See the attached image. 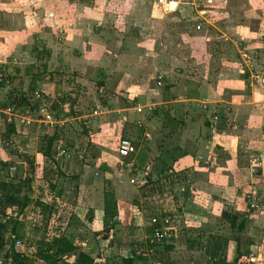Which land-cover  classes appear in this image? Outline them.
Instances as JSON below:
<instances>
[{"label": "rangeland", "instance_id": "obj_1", "mask_svg": "<svg viewBox=\"0 0 264 264\" xmlns=\"http://www.w3.org/2000/svg\"><path fill=\"white\" fill-rule=\"evenodd\" d=\"M0 55L10 59L4 69L0 62L4 77L17 69L22 88L29 83L35 90L43 88L50 113L61 119L67 116L54 130L31 125L24 141L13 142L31 162L26 174L19 173V181L23 176L29 180V190L22 187V193L43 204L38 206L41 214L37 205L34 210L26 207L27 217L20 222L8 216L16 239L23 243L17 249L25 251L29 264L37 260L35 248L27 250V243L62 232L72 209L86 207L88 186L101 195L114 192L101 169L98 181L90 180V167L115 164L109 154L116 151L119 138L131 137L137 149L143 145L142 126L150 113L131 107L153 102L99 103L112 97L117 85L144 87L157 100L163 93L180 91L188 80L189 96L197 99L189 103H203L200 90L213 89L220 103H254L264 126V0H0ZM158 73L161 86L155 84ZM17 81L13 89L21 93ZM1 83L0 96L13 87L6 80ZM165 85L169 87L163 89ZM55 99L62 101L53 106ZM35 113V108L28 111L32 119ZM151 125L150 131L156 132ZM52 132L50 152L42 154ZM35 154L42 161L41 178L36 177ZM3 236L7 246L11 240ZM68 237L78 243L76 237ZM3 255L2 249L0 264Z\"/></svg>", "mask_w": 264, "mask_h": 264}, {"label": "crops", "instance_id": "obj_2", "mask_svg": "<svg viewBox=\"0 0 264 264\" xmlns=\"http://www.w3.org/2000/svg\"><path fill=\"white\" fill-rule=\"evenodd\" d=\"M7 60L10 59L0 55L2 69L10 62ZM13 72L5 73V80L13 86L12 90L18 80L16 88L19 86L24 90L17 69ZM187 83L188 80H184L185 85L180 91L172 95L163 93L157 100L151 98L144 87L142 90L138 86L119 84L112 97L99 102L132 104L148 100L153 102L154 110L143 123L141 147L137 149L134 139L124 136L134 145L133 154L120 158L113 151L109 156L114 158L115 164L90 167V180L98 181L101 169L106 174L104 182H110L114 188L117 223L109 230L107 238H102L103 233L99 232L103 216L102 195L92 186H88L91 192L86 207L76 212L72 209L64 230L58 232V235L76 237L74 239H78L83 252L93 259L92 264H230L237 255L236 264H264L263 115L254 103H220V96L208 88L200 90L204 95L199 98L206 104L203 112L194 103H189L197 99L189 96ZM17 111L11 112L12 131L6 136V113L0 108V159L12 162L0 174L17 180L3 179L8 184L18 183L19 173L24 175L27 167H31L25 150H19L13 142L24 141L29 135V127L38 126L31 121L19 124ZM213 115L217 117L213 119ZM153 123L156 132L150 131ZM3 138L11 148L2 147ZM37 154L36 177L41 178L42 161H37V157L40 155L42 160V156ZM116 169L119 173L115 175ZM131 170L136 172L135 178L128 174ZM4 176L0 175V178ZM145 178H149L146 183ZM246 194H251L257 201L255 209H248ZM28 197L27 205L18 211L12 205L13 197L3 195L0 190V205L5 206L3 217L8 221V216H13L20 222L27 217H23L26 207L34 210V205L41 214L38 206L42 208L43 204L36 199L31 202L29 194ZM79 202L77 198L76 204ZM87 211L89 214L85 216ZM163 216L169 219L166 226L169 230L165 231L160 245L148 248L145 236L153 227L164 225ZM34 245L27 243L31 249ZM249 256L253 257L252 262L248 261ZM71 262L70 259L69 264Z\"/></svg>", "mask_w": 264, "mask_h": 264}, {"label": "trees", "instance_id": "obj_3", "mask_svg": "<svg viewBox=\"0 0 264 264\" xmlns=\"http://www.w3.org/2000/svg\"><path fill=\"white\" fill-rule=\"evenodd\" d=\"M47 53L48 52L45 51V54ZM3 80H5L4 76H3ZM31 80L32 79H30V81ZM101 84H102L101 82H98V85L101 86ZM167 87L168 85H165L163 89H166ZM18 90L19 91L17 92H21V93H16V91L12 89L5 91L3 100L0 103V108L2 109L8 108L11 112H15V110L18 108L17 112L28 114V111L29 110L33 111L36 106V101L31 99L29 96V94L35 90L34 83H29L26 89L24 90H20V89ZM61 101L62 99L60 100L55 99L54 101H52L53 106H55L57 103H61ZM153 110H154V105L150 112H153ZM5 125H6L5 132L7 136L12 131V127H11L12 124L7 123ZM52 134L48 137L46 136L45 147L41 151L42 154H47V155L49 154L52 140L55 138V134L54 135ZM6 138H3L5 141L3 142V144L2 143L1 144L3 148L9 149V147L11 148V146L8 145L9 143L8 144L5 143L7 141ZM11 163L12 162L6 158L0 159V172H2L4 169H7L8 166L11 165ZM28 181L29 180L27 179V177L23 176L21 177V180L18 181V183L8 184V183H5L3 179L0 178V190L2 194L11 195L13 197L12 205H14L15 209L17 208L18 211H21L22 208H24L29 201V197L26 194L27 192L22 193L23 190H21L22 187L26 188V191L29 190ZM148 181H149V178L144 179V183ZM4 208L5 206H2V205L0 206V250L1 249L4 250V255H3L4 263L3 264H29V261H30L29 257L25 256L21 252V250H18L14 248L13 246L14 239L12 238V236H17L15 233L16 230L14 226L10 224L9 221H7L3 217ZM102 211H103L102 228L99 232H102L103 233L102 238L106 239L109 230L114 229L115 224L117 223V220L115 219V217L118 214L117 201L115 199L114 192L111 189L103 191L102 193ZM4 234H7L8 238L11 240L7 246H6V239L3 236ZM161 241L162 240L157 241L152 244H149L146 242L145 244L147 245L148 248H154L160 245ZM34 246H35V251H34L33 256L40 264H62L66 258H72L71 264H92L93 263V259L89 255H87L85 252H83L79 243L74 242L72 241V238L66 237L61 234L57 236H53L49 240L39 239L38 241L35 242ZM31 260H34V259H31ZM237 260H238V255L232 260L230 264H236Z\"/></svg>", "mask_w": 264, "mask_h": 264}, {"label": "built area", "instance_id": "obj_4", "mask_svg": "<svg viewBox=\"0 0 264 264\" xmlns=\"http://www.w3.org/2000/svg\"><path fill=\"white\" fill-rule=\"evenodd\" d=\"M164 9H166V8L164 7ZM198 28H199V25H196V29H198ZM2 81H5V80H3V75L0 72V89H2V86H3L1 83ZM155 84L157 86H161L163 84L162 73H158L156 75ZM42 92H43L42 90H34L29 94L30 98L36 101V106H35L36 117H33V119H32L29 114L17 113L18 115H16V116L18 118V123L24 124V123L31 121V122H34L39 127L40 126L44 127L47 130L48 129L54 130L55 128L60 127L63 124V122L66 120L67 116H64L62 119L58 118V117L56 118L55 116H53L50 113V111H51L50 103L47 100L46 95H43L44 93H42ZM194 104H195V106L200 107L203 112L206 111V104L205 103H200L198 101L197 103H194ZM135 105H136V107L133 106L131 108H133V109L135 108V110L138 112H140L143 107H144V109H146L147 112H150L153 108V104H151V103L149 105H144V106H138V104H135ZM3 110L6 113L5 122L6 123L12 122L13 113H11V111L8 108H4ZM216 117H217V115H213V119H215ZM115 152H116V155L118 157L123 158V157H126L127 155H129L131 153H134L135 148L129 139L122 137V138H119L117 141ZM58 153L63 154L64 153L63 149H59ZM130 182H132V178L130 179ZM245 201H246L247 207L249 209H255L257 207V201L253 198V196L251 194L245 195ZM161 220H162V223L164 225H161L159 227L158 226L153 227L151 233H149L145 236V243L147 242L149 244H152V243H155L157 241L162 240L166 236L165 231L169 230V228L166 227V226H168L167 224L169 223V219L167 216H163L161 218ZM22 244L23 243L20 240H17V239L13 240V246L16 249L21 248ZM26 247L28 248V246H26ZM21 251H23V250H21ZM22 253L24 254V252H22ZM24 255L26 256V254H24ZM247 259L250 262L253 261L252 256H249ZM36 264H40V263L37 261Z\"/></svg>", "mask_w": 264, "mask_h": 264}]
</instances>
